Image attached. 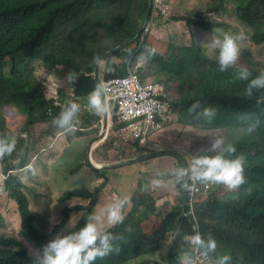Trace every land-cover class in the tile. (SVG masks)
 <instances>
[{
    "label": "trees",
    "instance_id": "trees-1",
    "mask_svg": "<svg viewBox=\"0 0 264 264\" xmlns=\"http://www.w3.org/2000/svg\"><path fill=\"white\" fill-rule=\"evenodd\" d=\"M148 3L149 0H0V107L14 108L15 117L9 121L19 127L13 135L4 133L0 114L2 192L15 202L21 227L37 248L56 250L76 239L82 242L75 259L49 264H131L136 258L146 259L152 251L140 234L153 243L166 245L168 238H173L174 243L179 224L175 250L178 259L181 260L180 252L187 253L186 238L190 241L196 233L200 250L193 251L190 246L188 256L193 260L181 263L172 255L173 243L167 245V264H199L200 257L211 256L215 264H264V72L260 64L248 61L247 66H232L209 55L219 44L224 50H238L244 59L247 42L256 47L263 45L264 55V0H207L204 11L194 10L192 17L178 19L186 20L192 39H204L201 45L191 39L187 45L168 44V52L162 47L156 52L148 47L153 42L142 40L144 29L137 48L129 55L130 45L137 41L98 62V73L104 81L124 76L129 65L143 61L147 67L130 70L142 81L155 77L152 82L160 84L170 99L169 113L164 119L158 116L154 131L147 137L149 143L164 147L156 140L159 130L171 134V139L178 136L177 131H184L195 134L197 139L209 134L224 142L221 153L212 160L193 166L199 184L208 188L194 194L193 205L186 199L181 223L184 191L179 170L183 164L189 167V163L175 148L171 151L175 155L167 156L176 161L172 172L178 183L176 203H170L163 220L159 213L161 223L152 218L156 208L153 193L157 189L141 179L145 171L138 168L143 171L136 176L147 185L141 197L134 198L129 192L131 198H123V191L118 198L115 194L109 196L111 201L115 196L118 211L106 210L102 218L90 224L101 194L93 195L85 189L78 182L79 175L84 169L94 171L106 184L98 187L99 192L106 188L108 179L88 167L86 148L83 162L68 164L72 167L63 180L55 189H48L52 192L48 208L34 207L31 202L42 193L39 185L32 182L39 177L42 159L50 157L49 152L60 140L74 144L85 139L86 128L101 120L100 108L91 107L99 105L94 64L136 37ZM228 17L243 25L248 40L229 32L222 20ZM37 63L53 71L59 84L41 82L35 75ZM116 110L114 103L109 104V112L114 114ZM16 117L26 118L19 121ZM36 124H51L54 129L48 140L54 145L45 152H36L43 141L30 136ZM221 130L228 132V140L219 133ZM173 143L179 145L177 141ZM141 144L138 140L134 146L143 155L146 151L139 147ZM116 145L117 140H105L92 151L95 156L105 155ZM158 159L163 156L152 160ZM74 199L78 201L71 202ZM73 214L79 215L78 221L65 234L63 228ZM152 222L156 226L145 232L144 227ZM0 226L7 227L1 214ZM92 229L98 230L96 236H92ZM62 248L57 252L60 255ZM0 264L41 263L18 239L0 233ZM138 264L164 263L146 259Z\"/></svg>",
    "mask_w": 264,
    "mask_h": 264
},
{
    "label": "rangeland",
    "instance_id": "rangeland-1",
    "mask_svg": "<svg viewBox=\"0 0 264 264\" xmlns=\"http://www.w3.org/2000/svg\"><path fill=\"white\" fill-rule=\"evenodd\" d=\"M165 1L166 5L170 7L169 9V16L167 18H163V16L159 15L158 12H154L153 18L154 22L151 25L148 23L146 25V29L143 34L144 39H148L149 41L153 42V44L149 43L148 47L153 51L158 52L159 48L162 47L164 52H168V44L174 45H187L190 43L191 32L189 28L186 26L184 21H180L182 17H192V13L194 10L204 11L207 0H163ZM212 20L211 17H209ZM235 18L228 17L223 18L222 20L227 23V27L229 32L238 37H245V29L243 25L239 24ZM198 44H203V38H196L192 39ZM136 43L129 44L130 48L127 55L130 54L133 50L137 48V44L139 43L136 40ZM263 45L260 47H256L252 42H247V49H246V57L243 59L242 55L239 53L238 50H224L221 45L217 44L214 48L215 51L210 50L209 55L211 58L221 61L227 62L232 66H247L248 61L252 62V64H260L262 71L264 72V55H263ZM102 60V59H101ZM99 60V61H101ZM121 60H116V62H120ZM36 71L35 75L37 78L47 84L58 85L59 82L57 79L53 77V71H50L46 66H43L39 63L36 64ZM138 67H147L143 61H137L135 65H129V69L136 70ZM131 71V70H130ZM51 75V76H50ZM150 81L156 80L155 77H151L146 79ZM45 90V85H43ZM47 89L49 86H46ZM54 92V89H53ZM96 102H99L97 100ZM95 108H100V106L95 105L91 106ZM101 110V108H100ZM14 108L10 106H1L0 107V114L3 119L2 128L4 133H11L12 135L19 131V127L16 125L11 124L9 121L10 118L15 117L13 115ZM100 115L102 116V110ZM19 121H24L26 117H16ZM108 119L105 122L104 129L102 128V121L100 120L97 125L94 127L86 128L88 134L86 135L85 139L77 142L70 143L60 140L55 144L53 149L49 152L50 157L42 159L41 163V171L39 172V177L36 180L32 181L34 184L39 185V191L42 193H38L31 202L33 203L34 207L40 209H46L50 206L51 203V193L48 192V189L53 188L55 189L56 186L63 180L65 177V173L71 169L72 166H68V164H72L75 161H79V164L83 162L85 156V148L86 150V162L88 167L92 168L87 161V151L92 142L96 140L99 134H101L99 141L96 145L102 143L105 140H117L118 145L108 150L105 155L97 156L99 157L101 162H104L105 165L101 167H109L108 169H99L97 170L102 176L107 177L108 183L106 188L99 192L98 187L101 185L105 186L103 179H98L94 171L83 170L80 175L78 182L82 184V186L91 191L93 195H100L99 202L94 210V216L90 221V224L96 223L100 218L103 217V214L106 210H114L115 213L118 211V204L113 203L111 198H109L108 190L121 192L123 190L122 196L123 198L130 199L132 197L139 198L141 197L142 193L146 189L147 185L144 181L140 180L136 176V173L140 171L143 172L144 175L141 179L148 181L152 184L157 190L153 193L154 199H156V208L153 212V217L157 222L163 220L166 214L170 209V203H176V186L177 182H175V176H172V172L174 171L173 164L176 163L171 156H163V159L158 160H148L143 161L136 164H141L140 167L135 165H126L128 162L137 159L141 156L158 153L161 152L160 146L153 145L152 147L148 146L144 148L143 146H139L141 149H144L146 153L139 154V148L135 147L134 144L138 140H141L142 137L137 136V132L132 131V133H128L127 130L131 129L130 124L126 123L123 124L121 127V134L130 136L129 140H126L125 146H120L122 143V137L117 139L116 132H117V124L109 122ZM104 123V122H103ZM155 126V124H154ZM178 126L175 125L176 129ZM54 130L52 129L51 124H36L33 128L30 129V136L34 137V139L43 141L41 144L42 147H39L36 152L40 151L41 149L45 150L49 149L50 146H53L54 143L48 142L50 140V132ZM154 131V130H153ZM97 133V134H96ZM178 136L174 137L173 141H177L179 145H176L171 140V134H166L164 131H157L156 132V140L164 145L165 150L163 152L171 153L172 148L180 151V156L188 159L189 167L192 168L194 165L200 166L201 164L208 163L209 159H213L216 156V153H221L223 143L218 142L213 139L212 136L209 134L204 136V139H197L195 134H187L184 131H177ZM221 135L225 137L226 140L229 139L228 132L226 130L219 131ZM92 134V135H91ZM96 134V135H95ZM170 136V137H169ZM92 139V140H91ZM91 140V141H90ZM163 140H166L165 142ZM68 141V140H67ZM47 142V144H46ZM45 143V144H44ZM49 143V144H48ZM168 147H167V146ZM130 146V147H129ZM188 149H193L192 152H189ZM78 152H82V155H77ZM91 157L95 162V152H91ZM189 157V158H188ZM187 161V160H186ZM46 164V167L45 165ZM186 166L185 164H183ZM182 166V165H181ZM141 168L143 170H139ZM179 168V167H178ZM183 168V167H182ZM182 168L179 170L181 171ZM194 168V167H193ZM93 169V168H92ZM94 170V169H93ZM184 171L182 170V180H183ZM180 179V178H179ZM29 181V179H27ZM2 180L0 181V214L4 218L7 227L2 228L0 226V233H3L6 236H12L19 240L22 244V247L34 258L38 259L41 264H49L51 262H60L63 260L75 259L82 248V242L79 239L71 241L68 245L67 243L62 245V254H58L60 248L54 250L51 248H45L43 250L37 248L34 243L31 241L28 234L24 232L21 227V219L18 214V207H16L15 202L7 199V197L2 192ZM42 188H47V190L43 191ZM98 188L96 191L94 189ZM183 190V189H182ZM130 192V196H129ZM181 194V192L179 191ZM178 198V196H177ZM78 199H74L71 202H77ZM179 202V200L177 199ZM149 204V202H148ZM189 204L193 205V197L189 200ZM159 213H161V217L159 220ZM79 215L73 214L69 218L68 224L63 228L65 230V234H68L70 230L75 228V225L78 221ZM156 226V222H152L148 226L144 227L145 232H150L151 228ZM98 234L97 229H92V236H96ZM143 242L148 244V249L151 251L149 252L145 258L157 260L161 263L167 264V255L165 256L164 249L167 245H171L173 243V238H168L166 245H162L160 243H153L149 241L147 238L148 236H143L140 234ZM187 253L180 252V256L182 261L187 260L191 261L193 258L188 256L191 252L190 248V241L187 240ZM67 245V246H66ZM65 246V247H64ZM200 250V249H198ZM186 251V248L184 249ZM72 257V258H70ZM63 258V259H61ZM68 258V259H64ZM146 259L144 258H136L135 260L131 261V264H138L143 263ZM179 261H181L179 259ZM215 264L214 257H200L199 264ZM125 264H129L128 262ZM190 264V263H189Z\"/></svg>",
    "mask_w": 264,
    "mask_h": 264
},
{
    "label": "built area",
    "instance_id": "built-area-1",
    "mask_svg": "<svg viewBox=\"0 0 264 264\" xmlns=\"http://www.w3.org/2000/svg\"><path fill=\"white\" fill-rule=\"evenodd\" d=\"M152 7L153 14L158 12L163 18L169 16L170 7L166 5L165 1L153 0ZM153 14L149 22L151 25L154 22ZM102 91L108 110L107 120L111 119L109 122L121 125L117 133L122 137L121 144L123 145L126 144V140H124L126 137L130 139V136L121 134L123 124L134 122L133 125L130 124L132 130L128 129L127 132H137V136L142 137L141 142L144 143L158 116L164 119L170 110V99L162 92L160 84L142 81L137 73L128 69L124 76L102 81ZM111 103H114L117 108L114 114L109 112ZM201 188L207 189L208 187L199 184L198 175L193 167H187L186 199L190 200ZM190 246L193 251H198V233L190 238Z\"/></svg>",
    "mask_w": 264,
    "mask_h": 264
},
{
    "label": "water",
    "instance_id": "water-1",
    "mask_svg": "<svg viewBox=\"0 0 264 264\" xmlns=\"http://www.w3.org/2000/svg\"><path fill=\"white\" fill-rule=\"evenodd\" d=\"M153 0H149V3H148V8H147V12H146V16L144 17V20L141 24V27L136 35V37H134L131 41L129 42H126V43H123L121 45H119L118 48L112 50L111 52H107L103 58L101 59H104L108 56H111L112 54L114 53H117L121 50H123L124 48L128 47V45L134 41H136L140 36L141 34L143 33L144 29H145V26L146 24L149 22V19H150V16L153 12ZM101 59H98L95 64H94V74H95V77H96V82H97V92H98V97H99V106L102 110V116H101V121H102V128L104 129L105 127V122H106V115L108 114V110H107V106H106V102H105V97H104V93L102 91V81L100 79V76H99V73H98V62L99 60ZM104 122V123H103ZM100 136L101 134L98 135V137H96V140H94V142H92V144L90 145V147L88 148V151H87V161L89 162V154H90V151L91 149L97 144V142L99 141L100 139ZM166 155H175V153H166V152H158V153H152V154H148V155H144V156H141L137 159H134L130 162H128V164L126 165H135L136 163H140V162H143V161H148V160H152V159H156V158H159V157H162V156H166ZM89 165L94 169V170H99V169H108L109 167H101V168H95L90 162H89ZM183 167V171H184V174H183V191H184V202L182 204V208H181V214H180V223L182 222L184 216H185V205H186V182H187V167L182 165ZM180 227H181V224H179V227L178 229L176 230V234L174 236V243H173V247H172V255L174 257H176L178 259V255L176 253V245H177V241H178V234H179V230H180ZM179 261V259H178Z\"/></svg>",
    "mask_w": 264,
    "mask_h": 264
},
{
    "label": "crops",
    "instance_id": "crops-1",
    "mask_svg": "<svg viewBox=\"0 0 264 264\" xmlns=\"http://www.w3.org/2000/svg\"><path fill=\"white\" fill-rule=\"evenodd\" d=\"M46 84H47V83H46ZM52 85H53V84H52ZM50 90H52V89L50 88ZM152 131H153V130H152ZM152 131H151V132H152ZM169 137H170V136H169ZM124 140H129V139H127V137H126V139H124ZM171 140H172V142H173V139H171ZM161 145H163V144L161 143ZM141 146H143L144 148H146V147H148V146L152 147L153 144H151V143H149L148 141H146L145 143H142ZM163 146H164V145H163ZM166 146H167V145H166ZM129 147H130V146H129ZM167 147H168V146H167ZM159 148H160L161 152H163V150L166 149V148H164V147H159ZM91 152H92V149H91L90 154H89V162H90L95 168H101L100 165L94 163L93 160L91 159ZM95 160H96L97 162H101L100 159H99V157H97V156H95ZM122 191H123V190H122ZM120 193H121V192L111 191V194H109V196H113V195L115 194V196L118 198V197L120 196ZM180 258H181V257H180ZM180 262H181V263L183 262L182 259H181Z\"/></svg>",
    "mask_w": 264,
    "mask_h": 264
},
{
    "label": "clouds",
    "instance_id": "clouds-1",
    "mask_svg": "<svg viewBox=\"0 0 264 264\" xmlns=\"http://www.w3.org/2000/svg\"><path fill=\"white\" fill-rule=\"evenodd\" d=\"M152 14H153V12H152ZM152 14H151V15H152ZM150 17H151V16H150ZM149 22H150V19H149ZM149 22H148V23H149ZM50 76H51V75H50ZM106 121H107V115H106ZM146 141H147V140H146ZM144 143H145V142H144ZM136 144H137V142H136ZM134 145H135V144H134ZM121 146H125V145L121 144ZM112 202H113V203L116 202V200H115V196L113 197ZM33 258H34V257H33ZM34 259L37 260V261L40 263V261H39L38 259H36V258H34Z\"/></svg>",
    "mask_w": 264,
    "mask_h": 264
}]
</instances>
